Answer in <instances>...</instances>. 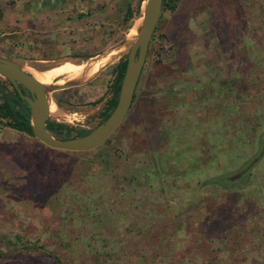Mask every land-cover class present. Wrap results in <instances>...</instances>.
Wrapping results in <instances>:
<instances>
[{"label":"rangeland","instance_id":"374dc122","mask_svg":"<svg viewBox=\"0 0 264 264\" xmlns=\"http://www.w3.org/2000/svg\"><path fill=\"white\" fill-rule=\"evenodd\" d=\"M126 3L0 0V55L24 68L122 45L92 81L50 93L47 119L98 123L141 20L135 0L123 20ZM134 94L89 151L0 122V264H264V0L161 9Z\"/></svg>","mask_w":264,"mask_h":264},{"label":"water","instance_id":"95a60500","mask_svg":"<svg viewBox=\"0 0 264 264\" xmlns=\"http://www.w3.org/2000/svg\"><path fill=\"white\" fill-rule=\"evenodd\" d=\"M161 3L162 0L143 1L142 9L138 14L141 20L135 28V34L131 36L130 40L124 42L126 59L116 102L102 121L80 136L67 138L55 137L46 129L45 121L48 116L49 101H51L50 93L85 83L92 78L82 82L67 80L61 84L44 85L24 70L21 64L0 55V75L15 88L20 98L26 101L29 109L31 134L38 141L52 149L72 152L89 151L106 141L119 126L132 102L134 89L144 63L147 44L160 17ZM120 46L95 56H87L84 60L75 62L74 64L87 62L91 58H94L92 61L99 60L113 50L115 52L111 57L112 60L119 55L115 53L119 50ZM21 89L26 90L28 94L23 93ZM238 175L239 173L230 178L233 179Z\"/></svg>","mask_w":264,"mask_h":264},{"label":"trees","instance_id":"16d2710c","mask_svg":"<svg viewBox=\"0 0 264 264\" xmlns=\"http://www.w3.org/2000/svg\"><path fill=\"white\" fill-rule=\"evenodd\" d=\"M128 1L129 0H127L125 10L123 13V20L125 22L132 15V10H131V7ZM143 1L144 0H135L134 11L136 13L140 12V6ZM175 3H176V0H162L161 9H164V8L172 9L175 7ZM124 66H125V61H120L117 63V68L115 70L116 78L115 80H113V83H112L113 95L109 100L106 101L103 111L101 112V116H100L98 123L102 121L108 115V113L111 111V109L113 108L116 102V96H117L120 80L122 77V73L124 70ZM7 83L11 86V84L8 81ZM0 91H1L0 93V122L4 120L3 123L11 127L12 129L32 135L30 124H29V109L27 107L26 101L20 98L17 91L12 86H11V89L8 91L4 87L0 88ZM56 103H59V101L56 100ZM45 127L53 136L60 137V138L80 136L88 131V130H83V129L72 128L71 126H68L66 124L59 123V122L49 120V119H46ZM146 177L148 178V176ZM90 252L91 253L94 252L93 246L90 249ZM49 254L51 253L47 251L46 252L47 259L50 258ZM53 258L56 261H59V262L61 261L59 258H57L56 255H54ZM60 264L62 263L60 262Z\"/></svg>","mask_w":264,"mask_h":264},{"label":"bare ground","instance_id":"6f19581e","mask_svg":"<svg viewBox=\"0 0 264 264\" xmlns=\"http://www.w3.org/2000/svg\"><path fill=\"white\" fill-rule=\"evenodd\" d=\"M135 28L136 27L133 26L132 30L130 29L131 32L129 35L133 36L135 34ZM111 52H114V51L112 50L109 53ZM109 53L106 54V56L100 58L99 60L92 61V59L94 58H91L87 62H83L81 64H74L72 62L67 61L63 65L52 67V68H49L41 72H35L37 74H34L32 77L44 85H50L60 75H67V74L70 75V74L79 73V72L80 73L89 72V71L96 70L100 67L97 71L98 73L100 69L102 68L103 64L111 60V55ZM23 69L25 70L24 67ZM33 72L34 71H32L31 73ZM56 80L52 84H61ZM50 105H53L52 101H49V109H50Z\"/></svg>","mask_w":264,"mask_h":264},{"label":"flooded vegetation","instance_id":"af4514ba","mask_svg":"<svg viewBox=\"0 0 264 264\" xmlns=\"http://www.w3.org/2000/svg\"><path fill=\"white\" fill-rule=\"evenodd\" d=\"M155 29H156V26H155V28H154V30H153V33H152V35H151V37H150V39H149V41H148V44H147V48H148V46H149V43H150V41H152V38H153V34H154V31H155ZM147 51V50H146ZM87 56H83V57H81V59L79 60V61H82V60H84L85 58H86ZM72 60H77V57H72L71 58ZM125 59H126V53H125V56H124V59L122 60V61H125ZM65 62V61H64ZM64 62H61V63H59V64H57L58 66L59 65H63L64 64ZM118 63V62H117ZM117 63L114 65V68H113V79H112V81H111V83H110V85H109V90H110V95H109V98L107 99V100H109L111 97H112V95H113V92H112V83H113V80H115V78H116V68H117ZM52 64H42L41 66H39V67H37L36 66V69H34V68H31V67H26L25 68V70L27 71V72H29V73H31L32 71H34L33 73H31L32 74V76L34 75V74H37V73H35V72H41V71H45V70H47V69H49V68H51L52 66H51ZM51 66V67H50ZM53 66H55V65H53ZM143 66V65H142ZM44 68V70H40L39 68ZM48 67V68H47ZM100 68V67H99ZM98 68V69H99ZM98 69H96V70H93V71H89V72H79V73H73V74H67V75H60V76H58L55 80L56 81H58L59 83H62V82H64V81H67V80H73V81H77V80H79V82H82V81H84V80H87V79H90V78H93L96 74H97V71H98ZM92 72V73H91ZM140 73H141V71H140ZM140 75V74H139ZM84 77V78H83ZM80 78H82V79H80ZM54 80V81H55ZM92 81V80H91ZM90 81V82H91ZM137 81H139V77H138V80ZM52 84V83H51ZM137 84V83H136ZM12 86V85H11ZM22 90V92L23 93H26V94H28L27 93V91L26 90H24V89H21ZM135 90V89H134ZM135 96V94H133V97ZM106 100V101H107ZM132 100H133V98H132Z\"/></svg>","mask_w":264,"mask_h":264}]
</instances>
